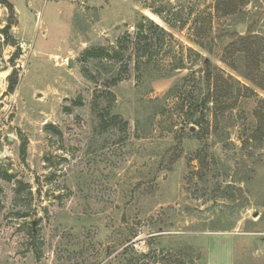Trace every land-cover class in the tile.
I'll return each instance as SVG.
<instances>
[{"label":"rangeland","instance_id":"374dc122","mask_svg":"<svg viewBox=\"0 0 264 264\" xmlns=\"http://www.w3.org/2000/svg\"><path fill=\"white\" fill-rule=\"evenodd\" d=\"M9 1L0 264H264V0ZM141 23L152 63L186 68H137Z\"/></svg>","mask_w":264,"mask_h":264},{"label":"trees","instance_id":"16d2710c","mask_svg":"<svg viewBox=\"0 0 264 264\" xmlns=\"http://www.w3.org/2000/svg\"><path fill=\"white\" fill-rule=\"evenodd\" d=\"M0 3L5 5V7L10 11V14H11V17H9V22L8 24L0 31L2 32V34L4 35L5 37V42L7 44H13L14 43V39L13 37L11 36V34L9 33L11 27L14 25V21H13V16L15 15V7L13 5V3H11L9 0H0ZM162 11L163 10H156L155 13L158 14L159 16H162ZM164 20L166 22H168L169 24H171L172 22L165 18L163 16ZM148 21L155 25L156 28H158L163 34L165 35H170V33L164 29L163 27H160L159 25L155 24L153 20L151 19H148ZM138 40H137V56L138 54H143V55H139L138 58H137V61H136V66L137 68H141V70L143 68H148L150 69L149 71L151 72H156V68H158V73L156 74V77L157 78H165V77H169L171 76L175 71H178V70H182L184 68H186V65H185V62H184V58L183 57H179L177 58L175 56V59L176 60L175 64H172L170 67H166V68H161L159 66H156L152 63V57L151 55L149 56L146 52L148 50V48L151 47L152 45V42L149 38V35L148 33L145 32V29L143 28V23L141 24H138ZM142 38H145V41L142 40ZM150 40V41H147V40ZM2 43H1V40H0V47H1ZM143 51V52H142ZM115 54H118L119 51L116 50L114 51ZM199 54V53H198ZM19 55V53H15L13 55V59L12 60H15L17 58V56ZM87 55L88 56H93V55H96V56H100V58H114V55L109 52L107 49L103 48V47H100V48H97L95 50L91 49L87 52ZM142 56V57H141ZM1 57V55H0ZM204 63L207 65V68H206V72H207V76H206V80H208V83L211 82V61L210 60H205ZM152 67V68H151ZM140 70V71H141ZM16 71H14L11 75V77L13 78L15 75H16ZM16 85H17V78H14L12 79V82L10 83L9 85V91L10 92H13L15 91L16 89ZM181 85L180 84H176L174 85L167 93L166 95L163 97V98H156L154 99V102L161 105V107H159L157 110H156V113L157 114H162V111H163V108H165V104L164 102L167 100V98H169L170 96H174V95H177L179 94L180 92V89H181ZM202 88V87H201ZM211 89L209 88V92ZM110 94H112V92H110ZM211 93H209L207 96H205L204 98H201V96L198 97V99L193 102V103H190V105H188V109L189 111H192L193 114H196L197 111L199 110V107L202 108V115L200 116V119L205 115V113H203L204 109L203 108H208V103H210V101H212V98H211ZM114 119H118V115H113L112 116ZM106 120V117H103L102 116V122H105ZM193 120V119H192ZM197 123H200L199 120H196ZM4 180H6L7 182H12L13 181V176L6 173V175H2L1 176ZM18 184L21 185L22 183L20 181H18ZM129 247L127 246L123 253L124 255H126V257L128 256L127 254H130L129 252ZM134 253V252H133ZM151 254V251L148 252V253H141V257H146V256H149ZM138 256V257H139ZM130 263L128 264H131L132 262V259H128Z\"/></svg>","mask_w":264,"mask_h":264},{"label":"crops","instance_id":"0c3cea01","mask_svg":"<svg viewBox=\"0 0 264 264\" xmlns=\"http://www.w3.org/2000/svg\"><path fill=\"white\" fill-rule=\"evenodd\" d=\"M229 258H227V264H234V256L232 253H229Z\"/></svg>","mask_w":264,"mask_h":264},{"label":"built area","instance_id":"2783aa9c","mask_svg":"<svg viewBox=\"0 0 264 264\" xmlns=\"http://www.w3.org/2000/svg\"><path fill=\"white\" fill-rule=\"evenodd\" d=\"M19 46H20L23 50H25V49L27 48V44H26L25 42H20V43H19Z\"/></svg>","mask_w":264,"mask_h":264}]
</instances>
